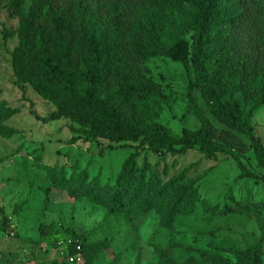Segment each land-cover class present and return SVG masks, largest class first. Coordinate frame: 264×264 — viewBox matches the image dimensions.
Wrapping results in <instances>:
<instances>
[{"label":"rangeland","instance_id":"obj_1","mask_svg":"<svg viewBox=\"0 0 264 264\" xmlns=\"http://www.w3.org/2000/svg\"><path fill=\"white\" fill-rule=\"evenodd\" d=\"M8 2L0 0V264H161L166 255L168 264H264V182L239 178L230 156L206 158L198 145L180 154L115 146L86 140L68 117L50 119L57 102L12 73L18 38L2 26L15 31L17 19ZM174 4L155 18L166 21L168 38L189 39L193 8ZM142 68L163 88L155 124L173 137L197 129L187 96L193 72L163 56ZM197 102L204 107L199 94ZM249 106L243 120L264 146V104ZM135 151L144 178L125 185L116 175ZM241 161L264 174L251 151ZM116 191L125 201L132 196L131 210L110 211ZM75 239L81 259L69 262Z\"/></svg>","mask_w":264,"mask_h":264},{"label":"trees","instance_id":"obj_2","mask_svg":"<svg viewBox=\"0 0 264 264\" xmlns=\"http://www.w3.org/2000/svg\"><path fill=\"white\" fill-rule=\"evenodd\" d=\"M178 1L30 0L25 11V0H9L6 12L17 19V27L10 31L2 26V33L18 38L10 52L12 73L17 83L56 101L49 118H70L86 140L115 146L138 142L152 152L172 154L198 145L206 158L230 156L239 178L264 182V174L241 161L251 151L264 170V146L243 120L248 105L249 112L264 104L261 0H182L193 8L192 33L189 39L168 38L166 21L156 19L154 11ZM154 56L193 72L187 96L200 126L179 137L154 122L163 88L142 68ZM136 157V151L129 154L116 175L125 185L135 176L144 178ZM123 197L116 191L111 212L132 209V196ZM166 256L161 264H168Z\"/></svg>","mask_w":264,"mask_h":264},{"label":"built area","instance_id":"obj_3","mask_svg":"<svg viewBox=\"0 0 264 264\" xmlns=\"http://www.w3.org/2000/svg\"><path fill=\"white\" fill-rule=\"evenodd\" d=\"M71 241V240H70ZM72 244H73V252L68 254V261L69 262H75V261H79L81 259V255H80V252H81V242L77 239L73 240L72 241Z\"/></svg>","mask_w":264,"mask_h":264}]
</instances>
